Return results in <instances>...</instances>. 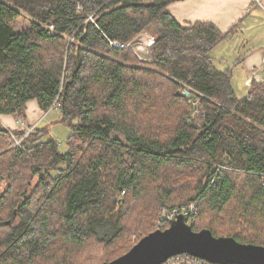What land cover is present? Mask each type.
I'll list each match as a JSON object with an SVG mask.
<instances>
[{
    "label": "trees",
    "instance_id": "obj_1",
    "mask_svg": "<svg viewBox=\"0 0 264 264\" xmlns=\"http://www.w3.org/2000/svg\"><path fill=\"white\" fill-rule=\"evenodd\" d=\"M175 1L0 0V115L23 118L35 100L44 112L56 108L58 123L71 130L60 153L54 140L41 141L45 129L11 148L0 127V264L120 257L138 232H153L145 227L156 219L151 207L137 209L134 227L125 219L168 165L180 168L178 176L195 173L179 188L183 203L174 204L170 189H153L167 211L186 215L194 232L206 218L201 227L215 237L264 246V84L236 98L229 75L209 57L224 35L211 24L176 22L167 10ZM23 15L28 28L14 31ZM147 29L150 63L130 68L126 47ZM146 107L161 120L143 128L138 116ZM161 123L165 138L154 135ZM38 198L42 206L32 208ZM55 238L63 250L51 251ZM90 241L107 249L119 243L121 251L110 259L94 249L71 255Z\"/></svg>",
    "mask_w": 264,
    "mask_h": 264
},
{
    "label": "crops",
    "instance_id": "obj_2",
    "mask_svg": "<svg viewBox=\"0 0 264 264\" xmlns=\"http://www.w3.org/2000/svg\"><path fill=\"white\" fill-rule=\"evenodd\" d=\"M262 5V8L254 6L251 0H178L167 7L168 13L181 25L211 24L224 35L209 52V57L217 71L229 75L238 99L248 94L253 83L264 84V0ZM139 36L145 42L154 40L147 32ZM251 72L259 80L248 84ZM52 111L58 112L56 108L44 112L37 101L32 100L26 104L23 118L0 115V127L19 133H23L27 125L33 130L41 128ZM58 120L47 124L58 123ZM42 129L49 131L46 127Z\"/></svg>",
    "mask_w": 264,
    "mask_h": 264
},
{
    "label": "rangeland",
    "instance_id": "obj_3",
    "mask_svg": "<svg viewBox=\"0 0 264 264\" xmlns=\"http://www.w3.org/2000/svg\"><path fill=\"white\" fill-rule=\"evenodd\" d=\"M29 24H30L29 18L27 16L23 15L21 19L15 21L13 23V29H14V31H21V30H24V29L28 28ZM145 32H147L149 35H152L151 31L148 30V29L143 31V33H145ZM68 41H70V40L68 39ZM152 41L154 42V40H150L149 39V41L145 42L143 37H140V36L138 37L137 36L130 42L129 46L126 47L128 49V51L131 53V55H132L131 62L127 63L128 67H130V68H140V67H145L144 66L145 63L146 64L150 63V60H151L150 49H151V46L153 45ZM241 90H242V88H241ZM161 105L162 104L160 102H158L156 104L155 108L157 109ZM149 109L150 108L146 107L144 112L141 115L138 116V117H140L138 121H140L141 126L143 128H147V124L149 126H151L152 125L151 122H153L154 118H155V120L156 119L157 120H161V112L158 111L157 112V116H154V118H152V116H150L148 114L149 111H150ZM194 116H195V113L193 111L191 113V117H194ZM58 119H59V112H56V111L50 112V114L47 116V119L44 121V124H43L44 125L43 127H46L47 129L49 128V131L47 132V134H45L43 136V139L41 141L44 142V141H48V140H54L59 145L58 146V151L60 153H64L66 151V147H67L66 141H67L68 137L71 134V130L67 126L60 125L58 123H55V124H52V125H48L47 124L49 122L57 121ZM142 119H144L147 122L143 123ZM155 124H158V123H155ZM161 125H163V124L161 123L159 129L157 127L154 130V131H156V133L154 135H157L160 138H165L167 136L168 132L165 131V129ZM168 125L169 124H167V123L165 124L166 127ZM28 126L29 125H27V129H24V132L21 135H20V133L18 131H15V132H14V130L13 131H7L8 135H9V133H11L8 137L11 138V136L13 134L15 137H18L17 139L21 143L22 140H20L19 137H22L24 135V133H26V131L28 129H30ZM43 127H41V128H43ZM7 145H8V141H7ZM2 147H4V144L2 146H0V148H2ZM7 147L8 148H6V150L12 148L11 145H10L11 148H9V145ZM4 151L5 150H3V151L1 150L0 154L3 153ZM39 160L43 161V157L39 158ZM167 168L169 169L167 171L161 169L159 171V177L156 178L155 180H152L151 188L146 191V193H149V195L145 196L144 194H142V196L136 200L137 202L134 204V207H135L134 210L129 211V214L127 213V217L125 219V223H126L127 226L134 227L135 225H137V223H138V219L136 220L137 209L140 210L142 207H151V214L154 215V217H156V219L152 222V224H150V226H145V227L146 228H150V229L152 228V230H150V231H155L157 229H165L164 228L165 225L162 224V223H159V221L161 219H163L162 218L163 216H164V218L168 219L170 217V215L176 209L174 208L175 210L173 209V210H171V212H169V211H167L166 208H164L165 206L160 205V203L157 201L155 190H153V189H155L157 187H164L166 190L170 189L169 191L172 194L171 197H175L174 198V201H175L174 204L183 203V201H185V200L181 199V195H185L186 193L184 194L183 190H180L179 188H180V186H182L184 184H186L188 186L191 185L192 179L190 178V176L195 173L194 169L193 168L191 170L182 169L180 171L183 173V175L182 176H178V174L180 173L179 172L180 168L175 167L174 165H168ZM180 177H184V178H182L181 180H178V178H180ZM169 179H170V181H169ZM31 184L32 185L35 184V180H33ZM3 187H4V183L0 182V193L3 191ZM36 201H38V202H36L33 205L32 208H35L37 206H42L43 200L38 198V200H36ZM169 202H171V201H169ZM130 205H132V204H130ZM172 205H173V203L171 202V204H168L167 207H169V206L173 207ZM190 209L193 211V209H194L193 205L190 207ZM144 211H146V210H144ZM208 214L211 217L212 216H216V215H214L212 213L210 214L209 211H208ZM221 217H222V214L217 215V221H218V222H216L217 226H219V224L222 223ZM205 223H206V218L202 221L201 225L199 224L198 231L202 229V227H203L202 225H205ZM204 229H208L209 230L208 227H204ZM215 229H216V226H215ZM144 235L146 236V233L142 234V233L138 232L137 236L139 237V239L138 240L134 239L133 242L136 244L141 238L144 237ZM217 236L229 237V235H227V233L226 234L225 233H221L220 235H217ZM58 238L61 239L60 237H58ZM58 238H55L54 240H52L49 243L50 244L49 247H50L51 251L55 250V249H57L59 251L64 249L63 242L61 240H59ZM61 242H62V244H61ZM118 244L119 243H117L115 246L107 249V248H105L103 246H99V245L95 244L94 242L90 241V242H87L84 245L86 247L85 250H80V249L75 248L74 251L71 253V255L78 256V254H81V253L87 255V254H90L92 252V250L94 249L95 253H97V252L103 253V256L105 257V259L106 258L110 259L112 255H116V254H118L121 251V250H117V245ZM183 256H188L189 258H196V257H192V256H189V255H186V254H183ZM114 259H116V258H114Z\"/></svg>",
    "mask_w": 264,
    "mask_h": 264
},
{
    "label": "water",
    "instance_id": "obj_4",
    "mask_svg": "<svg viewBox=\"0 0 264 264\" xmlns=\"http://www.w3.org/2000/svg\"><path fill=\"white\" fill-rule=\"evenodd\" d=\"M167 222L166 229L149 233L125 254L101 264H163L183 254L211 264H264V246L215 237L208 229L194 232L186 215L176 210Z\"/></svg>",
    "mask_w": 264,
    "mask_h": 264
},
{
    "label": "built area",
    "instance_id": "obj_5",
    "mask_svg": "<svg viewBox=\"0 0 264 264\" xmlns=\"http://www.w3.org/2000/svg\"><path fill=\"white\" fill-rule=\"evenodd\" d=\"M252 4L254 6H257V7H260L262 8V3H263V0H251ZM50 29H52V26L49 27ZM153 42V41H152ZM114 46L116 47H123V45H120L118 43H113ZM129 46V45H127ZM264 64V56H263V62ZM252 80H256L258 81L259 79H257V75L254 73V72H251L249 74V78L247 80V83H251ZM32 128L28 129L26 131V133H24V135L22 137H19L20 140H23L25 137H27L31 132H32ZM11 133H9L10 135ZM18 137H15L13 134L11 136V141H12V144L11 146L12 147H16V146H20V141L17 139ZM163 264H211L209 262H206L202 259H197V258H189L188 256H183V255H178V256H175V257H172L170 259H168L165 263Z\"/></svg>",
    "mask_w": 264,
    "mask_h": 264
}]
</instances>
